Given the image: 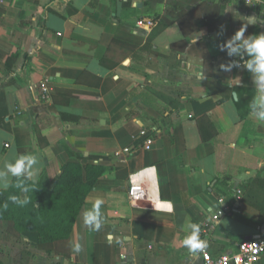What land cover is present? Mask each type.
<instances>
[{
	"label": "crops",
	"instance_id": "crops-1",
	"mask_svg": "<svg viewBox=\"0 0 264 264\" xmlns=\"http://www.w3.org/2000/svg\"><path fill=\"white\" fill-rule=\"evenodd\" d=\"M250 16L257 22L245 38L264 33L261 5L0 3V168L17 154L35 155L38 182L50 187L69 162L109 167L86 198V210L104 201L105 224L92 231L94 264H200L182 240L189 224L211 219L220 197L232 210L203 235L213 254H232L241 241L264 237V122L250 110L260 93L242 66L221 68L249 60L245 48L229 56L219 47ZM141 19L155 25H139ZM203 115L218 131L207 142L198 132ZM144 127L155 136L151 149L142 146ZM124 147L132 152L118 156ZM13 178L6 177L10 184ZM133 183L145 187L143 200L131 201ZM77 242L76 228L68 240L43 246L37 232L14 236L0 229V261L76 264ZM256 264H264V254Z\"/></svg>",
	"mask_w": 264,
	"mask_h": 264
},
{
	"label": "trees",
	"instance_id": "trees-1",
	"mask_svg": "<svg viewBox=\"0 0 264 264\" xmlns=\"http://www.w3.org/2000/svg\"><path fill=\"white\" fill-rule=\"evenodd\" d=\"M15 56L8 60L12 63ZM2 118H0V125ZM198 129L203 141H210L218 131L208 115L197 118ZM109 167L89 163L84 166L78 161L69 162L60 176L48 187L41 182L35 184V190L28 193L30 203L18 207L9 203L7 210H0V226L6 232L20 236L23 232H37L39 244L66 241L72 231H78V243L82 251L78 253L76 264L93 263V232L85 227L83 213L86 210V198L94 189L98 179ZM14 177L9 188L0 190V204L12 194H19L14 185ZM242 190L244 191L242 185ZM0 264H3L0 261Z\"/></svg>",
	"mask_w": 264,
	"mask_h": 264
},
{
	"label": "clouds",
	"instance_id": "clouds-1",
	"mask_svg": "<svg viewBox=\"0 0 264 264\" xmlns=\"http://www.w3.org/2000/svg\"><path fill=\"white\" fill-rule=\"evenodd\" d=\"M247 23L244 24L234 35L229 39L226 44L220 45V50L224 48L228 49V55L239 52L241 46L245 48V54L251 57L247 61L234 60L226 65H221L224 71H230L233 67H243L252 73V79L255 87L260 93L259 100H254L250 105L251 114L255 116L258 122H264V33L257 35H250L245 38L244 33L247 30L249 24L255 25L257 17L250 16L246 18ZM223 30V26H221ZM240 41V45H236V42ZM236 45V46H234ZM14 160V162H13ZM39 158L32 154H17L9 159L4 160L3 167L0 168V190L6 191L9 188L10 182L6 179L9 175L17 178L14 185L19 189V194H10L3 204H0V210H7L9 203L12 205L23 207L30 203L28 193L35 190V184L38 182L40 174V168L37 167ZM155 171L154 167L151 169ZM141 173H136L130 179H134L136 176H140ZM104 201L97 199L92 207L86 210L83 214V220L85 226L91 231H100L104 226L105 220L101 213V206ZM166 210L168 212L173 211L171 203L167 205ZM186 234L182 240V245L188 249L192 254H196L204 251L207 244L200 238V227L196 223H191L185 230ZM72 250L76 253H80L82 245L75 243Z\"/></svg>",
	"mask_w": 264,
	"mask_h": 264
},
{
	"label": "built area",
	"instance_id": "built-area-1",
	"mask_svg": "<svg viewBox=\"0 0 264 264\" xmlns=\"http://www.w3.org/2000/svg\"><path fill=\"white\" fill-rule=\"evenodd\" d=\"M3 0H0V3ZM231 2H242L246 4H257L261 5L264 10V0H227ZM139 25L146 24L148 26H154L155 22L151 19H141L138 21ZM43 94L46 98L50 96V92L47 86V81L41 84ZM140 135L144 139L142 146L145 149H151L155 142L154 133L147 128H141ZM132 152L131 147H124L118 150L116 154L121 156L123 154L128 155ZM129 196L131 201H141L146 197L145 187L140 184H131L129 188ZM242 197V190H235V198L240 199ZM232 210L231 205L226 201L225 197L218 199V207L213 211L211 219L200 226V232L202 240L206 242L205 236L214 229L215 223L220 219L221 216L229 213ZM205 235V236H203ZM207 247L204 251L196 253L200 258V264H256L260 257L264 254V237L247 239L239 243L238 249L232 254L219 253L213 254L211 249L206 242Z\"/></svg>",
	"mask_w": 264,
	"mask_h": 264
},
{
	"label": "rangeland",
	"instance_id": "rangeland-1",
	"mask_svg": "<svg viewBox=\"0 0 264 264\" xmlns=\"http://www.w3.org/2000/svg\"><path fill=\"white\" fill-rule=\"evenodd\" d=\"M0 229L4 231V229H2L1 226H0Z\"/></svg>",
	"mask_w": 264,
	"mask_h": 264
}]
</instances>
